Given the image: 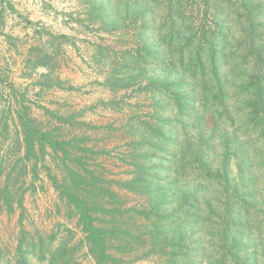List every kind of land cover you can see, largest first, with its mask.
I'll list each match as a JSON object with an SVG mask.
<instances>
[{
	"label": "rangeland",
	"instance_id": "1",
	"mask_svg": "<svg viewBox=\"0 0 264 264\" xmlns=\"http://www.w3.org/2000/svg\"><path fill=\"white\" fill-rule=\"evenodd\" d=\"M263 73L264 0H0V264H94L63 186L122 264H264Z\"/></svg>",
	"mask_w": 264,
	"mask_h": 264
},
{
	"label": "trees",
	"instance_id": "2",
	"mask_svg": "<svg viewBox=\"0 0 264 264\" xmlns=\"http://www.w3.org/2000/svg\"><path fill=\"white\" fill-rule=\"evenodd\" d=\"M214 66L215 65H212L213 71H216ZM255 77L258 81L254 86V95L258 94L262 98L260 103L264 106V94L262 93L264 91V73L261 76ZM17 114L22 116L24 121H27L24 116L27 114L24 112L21 115L19 108H17ZM40 149H43L42 145ZM72 175L79 178L82 177L79 172ZM88 195L89 194L85 191L76 192V190L69 188V186H63L60 190V196L66 198L67 203L72 205L77 212V226L80 227V231L83 234L81 240H79L77 244L81 243L86 248L87 254L92 258L94 264H122L127 261L125 255L133 253L134 248L132 245L134 243L139 245L154 243V238L152 237L151 239L141 235L133 236L130 233L121 232L119 230L120 220L117 218L104 220L92 214L91 212L95 210L97 206L94 201L89 202L86 198ZM5 203L7 207H11V203L7 198H5ZM99 207L103 206L100 205L98 208ZM30 246L33 247L32 244H30ZM74 246L75 245H66L63 248H56L48 253H40L36 256V261L40 264H69V262H71L70 264H79L71 255L68 261H64L65 254L67 252H72ZM31 253L36 254V250L33 249ZM46 254H49V260L45 258ZM24 261L26 264H31L29 257H24Z\"/></svg>",
	"mask_w": 264,
	"mask_h": 264
}]
</instances>
